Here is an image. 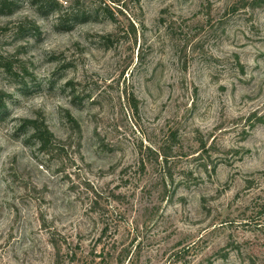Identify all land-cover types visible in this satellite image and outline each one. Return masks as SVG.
Segmentation results:
<instances>
[{
	"label": "rangeland",
	"instance_id": "1",
	"mask_svg": "<svg viewBox=\"0 0 264 264\" xmlns=\"http://www.w3.org/2000/svg\"><path fill=\"white\" fill-rule=\"evenodd\" d=\"M45 1L0 14V264H264V0Z\"/></svg>",
	"mask_w": 264,
	"mask_h": 264
},
{
	"label": "trees",
	"instance_id": "2",
	"mask_svg": "<svg viewBox=\"0 0 264 264\" xmlns=\"http://www.w3.org/2000/svg\"><path fill=\"white\" fill-rule=\"evenodd\" d=\"M44 2V0H34V2ZM46 8L47 10H56V5L58 3L57 0H46ZM36 3V4H37ZM13 6H15L14 3H11L10 0H0V14L3 15H8L11 14L13 12ZM106 13H104L107 16V13H109V19L113 22V23H117L118 22V18L116 16V14L112 11H108L110 10L109 8L105 9ZM73 20H78V17H75L74 19L70 20L69 22H74ZM22 25L19 30L20 31H25V27H27L29 30L34 31L35 33L39 32V27L38 25H36L34 22H30L28 23L27 26ZM0 67L3 68L4 70H6L9 73H12V65L10 63H3V61L0 60ZM9 95L4 92L3 90L0 89V107L5 105V100ZM69 122L71 124H73L74 128L78 129L79 125L76 121V119L69 114ZM23 130L24 133L27 134V136L29 137V139L34 140L38 146H39V150L40 152L47 154V155H55L57 153H65V145L63 144V142L59 141L55 134L52 132V130L50 129L46 118L44 115L40 114L37 118H32V119H26L23 123ZM30 130V131H29ZM29 132V133H28ZM95 201L93 202V209L95 210L99 205L97 203L98 197L95 196ZM110 230V223L107 222L105 228L103 229L102 235H101V239L100 242H102L104 236H106L108 234V231ZM75 254V253H73Z\"/></svg>",
	"mask_w": 264,
	"mask_h": 264
}]
</instances>
